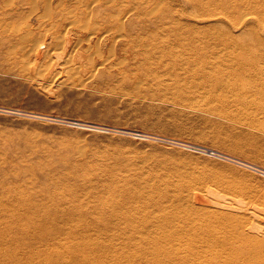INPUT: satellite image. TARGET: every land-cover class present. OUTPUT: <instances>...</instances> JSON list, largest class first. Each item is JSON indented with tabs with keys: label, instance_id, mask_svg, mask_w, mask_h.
I'll list each match as a JSON object with an SVG mask.
<instances>
[{
	"label": "rangeland",
	"instance_id": "374dc122",
	"mask_svg": "<svg viewBox=\"0 0 264 264\" xmlns=\"http://www.w3.org/2000/svg\"><path fill=\"white\" fill-rule=\"evenodd\" d=\"M130 1L141 6L136 16L130 14L131 21L143 28L134 32L136 42L131 47L139 46L136 53L146 52L147 43L164 29L170 31V39V34L178 33L171 32L177 27L194 39L193 32L203 24L217 31L214 37L205 36L209 40L223 33L245 43L253 56L264 52V25L241 21L242 14L252 17L248 11H253L264 22V0H252L250 10L249 0L235 6H231L234 0ZM40 2L0 0V24L29 20L36 26L38 15L54 6ZM109 45L102 50L104 58ZM121 54H107L106 66L94 53L90 59L63 64V58L50 64L0 49L1 227L16 222L17 202H45L48 189L42 167L59 175L53 166L61 158H84L90 165L72 168L71 173L95 175L98 165L107 164L120 171L116 176H123L119 168L126 165L144 169L147 161H162L164 166L154 176L188 199L190 206L238 214L254 226L245 232L264 233V105L245 95L175 81L160 71L150 76L135 70ZM120 58L124 59L121 66L116 65ZM203 148L230 156L234 162L210 156ZM24 167L35 169V177L23 176ZM80 190L81 201L76 204L93 206L97 191Z\"/></svg>",
	"mask_w": 264,
	"mask_h": 264
},
{
	"label": "bare ground",
	"instance_id": "6f19581e",
	"mask_svg": "<svg viewBox=\"0 0 264 264\" xmlns=\"http://www.w3.org/2000/svg\"><path fill=\"white\" fill-rule=\"evenodd\" d=\"M39 1L54 6L38 15L36 26L29 20L20 25L0 24V49L9 48L22 58L50 64L63 58V64L90 59L91 53L108 64L107 54L122 52L125 62L129 58L135 70L142 69L150 76L160 75V71L175 81L245 95L264 105V52L253 56L245 43L223 33L217 34L220 40H209L205 36L214 37L217 32L207 28L210 24L193 32L198 39H191L180 27L171 31L178 33L170 34V39V31L164 29L147 43L146 52L136 53L139 46L131 47L136 42L134 32L141 33L143 28L131 21L130 14L133 11L136 16L141 6L130 0ZM241 1L246 0H234L231 6ZM249 1L247 10L253 6ZM248 13L252 17L242 14L243 23L249 20L264 25L253 11ZM106 43L110 45L104 58ZM120 59L116 65L124 63ZM203 150L234 162L230 156ZM85 160L61 158L53 166L59 175L47 167L40 169L48 189L45 202H17L16 222L4 224L7 228L0 224V264H264V233L245 232L246 227L250 232L253 224L238 214L190 206L188 199L171 192L165 180L154 176L164 166L162 161H147L144 169L124 165L119 168L124 172L117 175L120 178L107 164L98 165L95 175L71 173L72 168L90 165ZM22 172L25 177L36 175L32 167H24ZM81 188L97 191L93 206L76 204L81 201ZM149 208L153 211H146Z\"/></svg>",
	"mask_w": 264,
	"mask_h": 264
}]
</instances>
